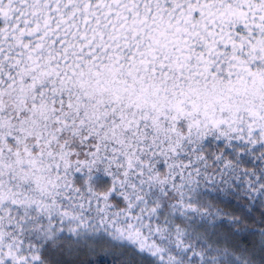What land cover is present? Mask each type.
Segmentation results:
<instances>
[{"label": "snow or ice", "instance_id": "6c2138e0", "mask_svg": "<svg viewBox=\"0 0 264 264\" xmlns=\"http://www.w3.org/2000/svg\"><path fill=\"white\" fill-rule=\"evenodd\" d=\"M0 264H264V0H0Z\"/></svg>", "mask_w": 264, "mask_h": 264}]
</instances>
